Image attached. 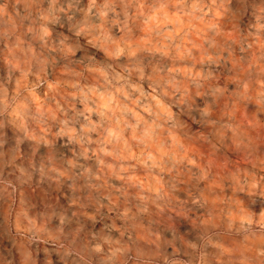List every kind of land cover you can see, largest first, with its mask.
<instances>
[{
  "label": "clouds",
  "instance_id": "clouds-1",
  "mask_svg": "<svg viewBox=\"0 0 264 264\" xmlns=\"http://www.w3.org/2000/svg\"><path fill=\"white\" fill-rule=\"evenodd\" d=\"M0 264H264V0H0Z\"/></svg>",
  "mask_w": 264,
  "mask_h": 264
}]
</instances>
